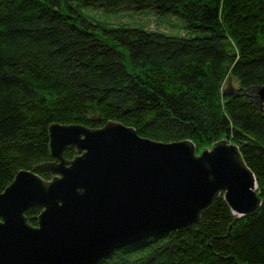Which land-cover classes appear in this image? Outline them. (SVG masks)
Masks as SVG:
<instances>
[{
	"label": "trees",
	"instance_id": "1",
	"mask_svg": "<svg viewBox=\"0 0 264 264\" xmlns=\"http://www.w3.org/2000/svg\"><path fill=\"white\" fill-rule=\"evenodd\" d=\"M99 8L173 14L186 33L105 23ZM229 77L237 87H225ZM259 86L264 0H0V193L21 170L52 178L37 166L54 159L53 124L119 121L145 138L192 140L198 152L227 138L255 175V213L236 216L221 193L198 223L97 264H264V109L251 91ZM41 212L29 207L28 222Z\"/></svg>",
	"mask_w": 264,
	"mask_h": 264
},
{
	"label": "water",
	"instance_id": "2",
	"mask_svg": "<svg viewBox=\"0 0 264 264\" xmlns=\"http://www.w3.org/2000/svg\"><path fill=\"white\" fill-rule=\"evenodd\" d=\"M264 109V86L251 89ZM53 160L19 171L0 193V264H97L115 248L200 221L220 195L236 216L261 206L256 178L227 138L201 152L132 126L53 124ZM76 147L71 160L67 146ZM42 208L38 224L25 211Z\"/></svg>",
	"mask_w": 264,
	"mask_h": 264
},
{
	"label": "rangeland",
	"instance_id": "3",
	"mask_svg": "<svg viewBox=\"0 0 264 264\" xmlns=\"http://www.w3.org/2000/svg\"><path fill=\"white\" fill-rule=\"evenodd\" d=\"M82 11L85 14L92 16L94 8L87 6ZM96 19H100L105 23L120 22L127 26H140L149 30H157L170 35H182L185 34L182 29L183 19L179 16L173 14H159L153 9H142V10H133V9H124V10H100L98 9ZM141 18V19H139ZM237 87V82L232 77L227 79L225 87Z\"/></svg>",
	"mask_w": 264,
	"mask_h": 264
}]
</instances>
